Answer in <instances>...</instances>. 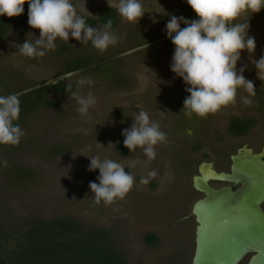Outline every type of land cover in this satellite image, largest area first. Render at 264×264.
<instances>
[{
    "label": "rangeland",
    "instance_id": "rangeland-1",
    "mask_svg": "<svg viewBox=\"0 0 264 264\" xmlns=\"http://www.w3.org/2000/svg\"><path fill=\"white\" fill-rule=\"evenodd\" d=\"M72 3L77 12L92 19L99 8L111 5L117 10L118 6V0ZM144 3L151 11H145L138 23L128 22L117 12L112 30L126 35L103 52L90 41L81 44L70 36L69 42L58 38L56 49L44 57L16 53L17 44L26 39L34 42L40 35L39 29L29 26L27 17L15 19L10 34L0 41V95L55 79L75 87L69 93L52 95L55 108L40 107L26 115L21 125L25 135L18 145L0 147V223L14 230L36 219L76 217L86 231L107 229L128 264H191L196 225L191 208L201 196L191 184L197 164L204 158L216 170H224L237 144L258 146L264 141V73L259 78L253 62L264 55V8L258 13L245 12L235 21L247 20L249 34L256 41L255 51L242 50L237 61L238 70L247 65L243 75L255 84L253 104L243 103L248 93L241 90L235 105L206 117H189L181 111L190 95L185 91L189 85L171 71L175 46L167 37L166 24L172 15L190 20L198 17L191 15L187 0ZM91 26L101 27L97 23ZM84 56L92 57L94 70L63 73L69 59ZM84 78L92 83L80 85ZM89 93L96 104L81 114L77 98ZM140 111L158 121L167 134V142L155 146V160H149L139 147L122 155L115 144ZM246 117L255 120L250 135L235 138L227 129L230 119ZM194 142H202L203 158ZM97 155L121 163L134 176L133 187L123 199L96 202L89 182L99 183V170L88 169L89 157ZM150 170L157 175L142 183ZM24 173L31 177L25 178ZM149 233L158 237L153 246L144 241Z\"/></svg>",
    "mask_w": 264,
    "mask_h": 264
},
{
    "label": "clouds",
    "instance_id": "clouds-1",
    "mask_svg": "<svg viewBox=\"0 0 264 264\" xmlns=\"http://www.w3.org/2000/svg\"><path fill=\"white\" fill-rule=\"evenodd\" d=\"M25 2L0 0V16L11 18L21 15ZM27 3L28 24L39 29L40 35L34 42L26 39L24 43L17 44L16 53L29 58L44 57L48 51L55 50L58 38L69 42L71 36L81 44L90 41L94 48L103 52L126 35H118L112 30L111 19L100 28L90 26L86 17L77 12L72 0H27ZM187 3L198 19L172 15L166 24L167 37L175 46L171 71L189 85L185 91L190 95L185 97L181 111L189 117H206L223 107L235 105L241 90L248 93L243 103L251 106L256 87L243 75L247 65L238 70L237 61L242 50L255 51L256 41L249 34L247 20L242 23L235 21L245 12H260L264 8V0H187ZM117 11L128 22L138 23L145 11L151 10L144 0H118ZM181 24L186 26L181 27ZM253 62L260 78L259 74L264 73V55ZM85 83L91 84L92 81L89 78L79 81L80 85ZM72 95L76 96V93ZM77 102V110L81 114H86L96 104L91 93L86 97L79 96ZM20 111L19 94L0 95V144L18 145L25 135L17 123ZM122 135L125 147L131 152L137 147L143 149L149 160L156 158L155 146L167 142V134L161 130L159 122L150 119L146 111H140L131 127L122 130ZM89 158L88 170H99L96 177L99 183L89 182L96 202L110 204L117 198L123 199L134 184L131 172H125V167L111 158L98 155ZM156 175L155 170H150L141 182L147 184Z\"/></svg>",
    "mask_w": 264,
    "mask_h": 264
},
{
    "label": "trees",
    "instance_id": "trees-1",
    "mask_svg": "<svg viewBox=\"0 0 264 264\" xmlns=\"http://www.w3.org/2000/svg\"><path fill=\"white\" fill-rule=\"evenodd\" d=\"M28 3L24 4V12L15 17L0 16V40L4 39L16 21L28 17ZM191 9V15L196 14ZM108 19L112 20V28L117 22V16L111 9H104L96 19L86 17V22L91 26L94 23L102 26ZM14 24V26H13ZM91 56L69 59L63 73L85 70H94L95 63ZM74 86L65 80L49 82L43 86H32L29 89H21L20 117L17 123L20 127L26 115L40 107L55 108L57 103L51 99L52 95H61L74 90ZM264 110V101L261 103ZM255 125V120L246 118H231L228 131L233 136L245 134ZM116 147L122 155L131 151L124 146V136L116 137ZM3 144H0V147ZM58 153V152H54ZM30 173V172H29ZM25 174V178L31 174ZM23 174V173H22ZM22 174H19L22 175ZM24 178V179H25ZM147 245L153 246L158 242V237L152 233L144 237ZM0 264H128L125 256L117 250L112 236L107 229L93 228L84 230L76 217H53L49 219H36L27 226L14 230H7L0 223Z\"/></svg>",
    "mask_w": 264,
    "mask_h": 264
},
{
    "label": "water",
    "instance_id": "water-1",
    "mask_svg": "<svg viewBox=\"0 0 264 264\" xmlns=\"http://www.w3.org/2000/svg\"><path fill=\"white\" fill-rule=\"evenodd\" d=\"M263 157L264 148L253 153L243 147L230 156L229 172L207 163L206 172L200 167L193 175L192 186L203 196L191 208L196 222L191 264H241L245 258L244 264H264ZM212 180L229 184L214 188Z\"/></svg>",
    "mask_w": 264,
    "mask_h": 264
},
{
    "label": "flooded vegetation",
    "instance_id": "flooded-vegetation-1",
    "mask_svg": "<svg viewBox=\"0 0 264 264\" xmlns=\"http://www.w3.org/2000/svg\"><path fill=\"white\" fill-rule=\"evenodd\" d=\"M104 9H111L112 11H113V13H115L116 14V16H118V11L117 10H115V8L113 7V6H103V7H101V8H99V11H98V15L104 10ZM78 13H80V15H83V16H85V17H88V18H90L89 16H86V15H84V14H82L81 13V11H79ZM98 15H97V17H98ZM96 17V18H97ZM28 18V17H27ZM10 34V33H9ZM3 40V39H2ZM2 40H0V41H2ZM74 72H76V71H74ZM68 73H73V72H68ZM68 73H65V74H68ZM59 80H62V79H55V80H52V81H47V82H42V83H38V82H36L35 83V85H32V86H43V85H46V84H48L49 82H54V81H59ZM65 81H67V80H65ZM71 84V83H70ZM26 89H29V88H26ZM250 131V130H249ZM249 131L248 132H246L245 134H242V135H239V136H234L235 138H238V139H241V138H245V137H248L249 135H250V133H249ZM196 141H200V139H198V140H196ZM197 143V145H196V148H197V150H199L198 152L200 153V157H202L206 152H203L202 150H200L201 148H202V146H203V144H202V142L201 143H198V142H194V144H196ZM259 146V147H258ZM258 146H256L254 143H252V142H247V143H240V144H237V146L236 147H234V150L232 151V153H230L229 155H228V160H229V164H228V167H226V169H224V170H216L214 167H213V164H212V167H213V169H215L216 171H225V172H229L230 171V165H231V159H230V156L231 155H234V154H236V152H237V150L238 149H242L243 147H245L246 149H251V151L253 152V153H259V152H261V150L264 148V141L262 142V144L260 145H258ZM242 153H243V151H241ZM203 158V157H202ZM264 158V157H263ZM204 159V158H203ZM203 159H201L200 161H199V163L197 164V173L195 174V175H199V171H200V167H202L203 169H204V171L206 172V167L205 166H202V165H205V164H207V163H213V162H208V161H206V160H203ZM191 184H192V182H191ZM229 183H225V182H222V181H218V180H216V181H214V180H212V181H210V185L212 186V187H214V188H219L220 186H224V185H228ZM236 186H233V188H235ZM197 191V190H196ZM198 193H201V192H199V191H197ZM203 196V194L201 193V196L199 197V198H201ZM199 198H197V199H199ZM196 199V200H197ZM195 200V201H196ZM194 201V202H195ZM263 209H264V204H263ZM246 259L247 258H245L244 260H243V262L241 263V264H244L245 263V261H246Z\"/></svg>",
    "mask_w": 264,
    "mask_h": 264
}]
</instances>
